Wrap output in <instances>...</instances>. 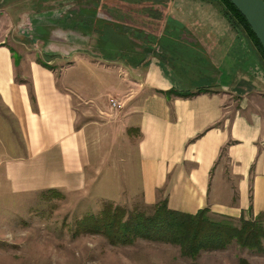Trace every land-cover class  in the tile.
<instances>
[{
	"label": "crops",
	"instance_id": "obj_1",
	"mask_svg": "<svg viewBox=\"0 0 264 264\" xmlns=\"http://www.w3.org/2000/svg\"><path fill=\"white\" fill-rule=\"evenodd\" d=\"M158 1L93 10L85 24L58 0H24L22 11L0 0V189L25 197L94 185L88 110L111 100L124 105L119 135L135 136L129 189L141 204L234 220L264 214V60L211 6ZM62 10L75 20L50 17ZM113 15L124 17L119 28L108 25Z\"/></svg>",
	"mask_w": 264,
	"mask_h": 264
},
{
	"label": "rangeland",
	"instance_id": "obj_2",
	"mask_svg": "<svg viewBox=\"0 0 264 264\" xmlns=\"http://www.w3.org/2000/svg\"><path fill=\"white\" fill-rule=\"evenodd\" d=\"M166 1L160 0L158 5L162 6ZM190 1L209 5L224 18L217 0ZM11 2V6H18L21 11L26 9L24 0ZM149 2L150 0H58L57 6L69 9L72 6V14H79V21L91 24L93 10L97 11L95 17H101L103 13L110 14L108 8L116 12L128 8L132 10L136 6L152 10L153 3ZM4 7L5 4H0V9ZM78 10H84V13H78ZM62 12L50 17L69 23L73 15L71 12L70 15L63 10ZM48 15H38L37 18ZM113 16L116 22L108 25L112 29L119 28V23H124V17ZM138 18L131 14L127 28L134 30L140 25ZM100 28L101 23L96 22L93 27L95 36L100 33ZM175 33L173 29L171 35ZM148 50L149 48L147 52ZM128 102L126 109L130 107ZM123 106L116 102L115 107L108 105V109L92 102L88 110L91 115L87 118L94 119L89 121L94 122L92 134L95 136L92 160L94 185L90 188L79 193L45 191L25 197L11 196L0 189V264H238L239 259H244L248 264H264V240L261 241V253L241 248L232 241L223 250L200 252L194 259H190L182 257L176 246L138 239L128 245L111 246L103 237L83 234L78 229L77 222L86 215L98 214L104 203L122 207L128 212H150L143 208L138 193L129 189L132 187L130 182L134 171L135 136L124 138L119 135L117 113ZM209 217L220 219L212 214ZM261 222L264 226V214Z\"/></svg>",
	"mask_w": 264,
	"mask_h": 264
},
{
	"label": "trees",
	"instance_id": "obj_3",
	"mask_svg": "<svg viewBox=\"0 0 264 264\" xmlns=\"http://www.w3.org/2000/svg\"><path fill=\"white\" fill-rule=\"evenodd\" d=\"M220 12L231 27L243 30L252 39L264 60V52L251 33L243 17L228 0H217ZM264 2V0H263ZM122 31V30H121ZM189 96L188 93L168 91L165 95ZM150 212L131 210L104 203L96 215H86L77 222L83 234L103 237L109 245H128L134 240L159 242L176 246L182 257L194 259L200 252L223 250L234 241L239 247L261 253L264 240L263 214L253 219L234 220L226 216L220 219L209 217L208 209H200L194 214L169 210L165 201L153 206H145ZM236 223V224H234ZM238 264H248L239 259Z\"/></svg>",
	"mask_w": 264,
	"mask_h": 264
},
{
	"label": "water",
	"instance_id": "obj_4",
	"mask_svg": "<svg viewBox=\"0 0 264 264\" xmlns=\"http://www.w3.org/2000/svg\"><path fill=\"white\" fill-rule=\"evenodd\" d=\"M243 17L251 33L264 52V2L263 0H228Z\"/></svg>",
	"mask_w": 264,
	"mask_h": 264
},
{
	"label": "built area",
	"instance_id": "obj_5",
	"mask_svg": "<svg viewBox=\"0 0 264 264\" xmlns=\"http://www.w3.org/2000/svg\"><path fill=\"white\" fill-rule=\"evenodd\" d=\"M109 103H110V106H111V107H115V106H116V103L113 102V101H111V100L109 101Z\"/></svg>",
	"mask_w": 264,
	"mask_h": 264
}]
</instances>
